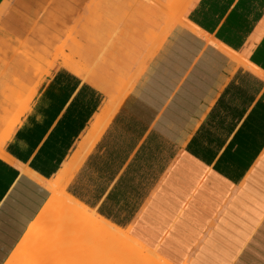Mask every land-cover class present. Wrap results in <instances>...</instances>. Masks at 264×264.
<instances>
[{
  "label": "crops",
  "instance_id": "crops-1",
  "mask_svg": "<svg viewBox=\"0 0 264 264\" xmlns=\"http://www.w3.org/2000/svg\"><path fill=\"white\" fill-rule=\"evenodd\" d=\"M131 1L0 0V264L77 160L67 194L169 264L261 258L264 0Z\"/></svg>",
  "mask_w": 264,
  "mask_h": 264
},
{
  "label": "bare ground",
  "instance_id": "bare-ground-1",
  "mask_svg": "<svg viewBox=\"0 0 264 264\" xmlns=\"http://www.w3.org/2000/svg\"><path fill=\"white\" fill-rule=\"evenodd\" d=\"M188 2L189 0H182L172 12L164 8V11L172 17L170 27L176 22H181L183 9ZM177 13L178 16L174 17ZM118 104L112 108L117 109ZM113 111L114 109L111 112ZM79 163L80 161L77 160L57 182L45 184L51 197L6 264H40L37 262L38 257L46 255L57 243L65 247L66 251L78 252L88 250L92 244L96 245L94 256L98 264H169L67 194V185ZM57 254L59 256V253ZM65 258L57 259L52 264H84L85 262L81 258L72 257L68 260ZM44 264L50 263L44 262Z\"/></svg>",
  "mask_w": 264,
  "mask_h": 264
},
{
  "label": "rangeland",
  "instance_id": "rangeland-1",
  "mask_svg": "<svg viewBox=\"0 0 264 264\" xmlns=\"http://www.w3.org/2000/svg\"><path fill=\"white\" fill-rule=\"evenodd\" d=\"M119 1H123V0H119ZM137 1H139L140 3H142V1H144V2H146V3H148V1L149 0H136V2ZM151 1H154L153 2V4H152V6H154L155 8H157V10H159V12L161 13V7H160V5L158 4V0H151ZM161 1H166V0H161ZM128 3H129V5H132V1L131 0H128ZM128 3H126V6L128 5ZM135 6H137V3L135 4ZM130 11H129V9H127L126 8V11H125V14L124 15H119V19H120V21H121V18H123V19H125V18H127L128 17V13H129ZM97 14H99V13H97ZM178 14V13H177ZM130 16V15H129ZM152 17V20L154 19V17H156L157 19H159V16L158 15H156V16H151ZM93 19H95V14H92V20ZM94 21V20H93ZM77 30V29H76ZM74 32H75V30L71 33V36L68 38V40L66 41V42H64V43H62L61 45H62V47H60V48H57V50H56V52H55V54H54V56L52 57V59H51V61H50V64H52V66L51 67H49V69L48 70H52V69H55V68H57L58 66H63L62 65V61L61 60H57V61H55L54 62V59L56 58V57H60V55L61 54H65L66 53V50H67V52H68V50H69V47H68V44H69V42L72 40V37L74 36ZM48 242V241H47ZM58 244V245H57ZM56 244V246L51 250V251H48L47 252V254L46 255H44V256H40V257H38V259H37V262L38 263H40V264H44V262H49L50 264H52V263H54V262H56V260L57 259H62V257L63 258H65V259H71L72 257L73 258H81V260L84 262V264H98V263H96V257L94 256L95 255V250H94V248H95V246L93 245H90L89 246V248H88V250H86V251H66V248L64 247L63 248V246H60L59 245V243H57ZM50 245H51V243H50ZM97 245H99V244H97ZM101 245V244H100ZM92 246V248H90ZM59 248V249H58ZM61 248V249H60ZM64 249V250H63ZM59 252H58V251ZM62 250V251H61ZM90 250H92V251H90ZM64 251V252H63ZM53 252V253H52ZM77 252H78V254H77ZM92 252H93V255H92ZM57 253H59V256H58V254ZM68 253H69V255H68ZM82 253V254H81ZM47 255H49V256H47ZM51 255V256H50ZM54 255V256H53ZM65 255V256H64ZM82 256V257H81ZM46 257V258H45ZM59 257V258H58ZM85 257H86V259H85ZM93 257H95V258H93ZM42 258V259H41ZM49 258H51V259H49ZM53 258H55L54 260H53ZM90 259V260H89ZM36 260V259H35ZM43 260V261H42ZM47 260V261H46ZM100 264V263H99Z\"/></svg>",
  "mask_w": 264,
  "mask_h": 264
},
{
  "label": "snow or ice",
  "instance_id": "snow-or-ice-1",
  "mask_svg": "<svg viewBox=\"0 0 264 264\" xmlns=\"http://www.w3.org/2000/svg\"><path fill=\"white\" fill-rule=\"evenodd\" d=\"M260 245H261V249H264V226H262V229H261ZM250 247H251V245H249V248ZM247 250L248 249H245L244 251L246 252ZM241 260L244 262V264H248V262L246 260H244L243 256H241ZM257 264H264V250L261 251V258L257 262Z\"/></svg>",
  "mask_w": 264,
  "mask_h": 264
}]
</instances>
